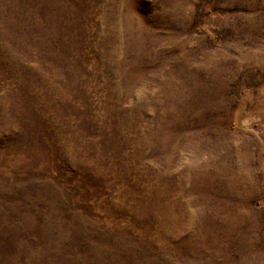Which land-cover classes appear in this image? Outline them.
<instances>
[{
    "label": "rangeland",
    "instance_id": "1",
    "mask_svg": "<svg viewBox=\"0 0 264 264\" xmlns=\"http://www.w3.org/2000/svg\"><path fill=\"white\" fill-rule=\"evenodd\" d=\"M0 264H264V0H0Z\"/></svg>",
    "mask_w": 264,
    "mask_h": 264
}]
</instances>
